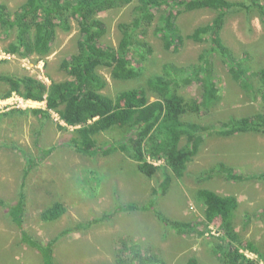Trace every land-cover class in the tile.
<instances>
[{"label":"rangeland","instance_id":"obj_1","mask_svg":"<svg viewBox=\"0 0 264 264\" xmlns=\"http://www.w3.org/2000/svg\"><path fill=\"white\" fill-rule=\"evenodd\" d=\"M25 1L0 0V4L15 11ZM230 1L238 2L239 7L226 16L220 38L242 59L250 86L235 80L231 67L222 58L212 57L218 99L208 108L202 106L200 113L189 112L183 120L213 128L204 136L181 179L173 175L164 159H154L147 153L150 163L162 167L149 178L138 170V162L129 154L109 147L121 140L120 129L95 137L98 146L109 152L86 155L68 145L75 136V128L66 126L58 113L50 111V117H44L31 112L47 109L45 101L27 100L16 93L0 99V200L11 205L16 204L21 194L25 199L23 229L12 222L8 210L0 204V264H43L41 254L23 242V231L45 245L63 231L78 226L83 227L69 231L54 244L55 264H118L119 257H127L133 251L141 254L139 258L146 264H187L191 257H196L199 264H223L212 246L223 233L216 224L207 223L206 207L197 196L202 189L238 199L235 229L244 241L255 243L259 250L258 254L243 252L263 264L264 133L223 136L220 125L264 111L261 80L257 75L264 67V3ZM134 6L99 14L107 25L103 44L118 47L122 38L119 25L132 22ZM216 15L209 9L180 14L176 24L183 41L177 50H168L161 36L155 34L156 18L146 34L138 37L147 44L134 55L140 75L118 80L110 68L101 67L98 72L107 82L103 93L118 100L125 92L139 89L146 91L150 101L156 100L147 87L148 80L163 75L166 64L179 67L199 64V57L210 42H195L187 36L197 27L212 22ZM70 25L68 31L57 29L50 55L42 58L8 53L6 49L15 40V33H0V74L30 76L48 86L53 81L70 80L61 67L63 60L78 48L79 26L74 19ZM7 89L6 84L0 83L1 93ZM176 90L188 101L203 100V87L193 78ZM62 125L67 128L61 129ZM186 144L187 137H183L181 146ZM52 148L47 155L45 151ZM26 155L34 159L29 172ZM222 165L245 178H232L231 171L224 170ZM166 175L171 179L164 191L160 186ZM56 202L64 204L66 213L56 221H44L43 211ZM151 203L152 209H144ZM128 205L138 207L132 211L123 209ZM166 218L190 228L180 231L168 227L163 223Z\"/></svg>","mask_w":264,"mask_h":264},{"label":"trees","instance_id":"obj_2","mask_svg":"<svg viewBox=\"0 0 264 264\" xmlns=\"http://www.w3.org/2000/svg\"><path fill=\"white\" fill-rule=\"evenodd\" d=\"M261 1L264 3V0ZM131 4H135L133 19L131 23L119 25L122 38L118 47L103 44L102 39L106 35L107 25L99 14ZM236 7H239L238 2L230 0H26L15 11H11L5 4H0V33H15V40L6 49L12 55L24 58L33 55L41 58L49 56L57 29L62 27L70 30L71 19L76 20L79 26L77 52L64 59L61 65L62 69L68 72L70 80L53 81L48 86L30 76L0 74V83L8 86L6 91L0 92V99H7L16 93L27 100L45 101L47 109H32L31 112L44 117H50V111L58 113L66 126L75 128V136L68 145L86 155L109 152L98 146L95 137L113 129H120L121 140L109 147L129 154L138 162V170L149 178L162 167L150 163L146 157L147 153L154 159H164L173 175L181 179L188 164L197 154L204 136L211 133L213 128L183 120L189 112L200 113L202 106L208 108L218 99L212 57L217 55L222 58L223 62L231 67L230 73L234 79L244 83L245 87L250 86L247 67L220 38L226 16ZM204 9L215 11L216 17L212 22L197 27L187 38L200 43L210 42L209 48L201 53L199 64L193 67L166 64L163 75L151 77L147 87L156 95V100L150 101L146 91L139 89L122 94L118 99L123 101L122 104L103 93L107 82L98 72L101 67L110 68L112 76L118 80H130L140 75V69L134 63V55L140 52L141 48L147 47V44L141 42L138 37L146 34L147 28L156 18L158 23L154 29L155 34L161 36L168 50L172 48L177 50L183 41L176 24L178 16L184 12ZM257 75L261 80L260 92L264 102V67ZM192 78L203 87L202 102L188 101L176 90L182 84L191 83ZM220 126L223 128L220 131L223 136L248 132L264 133V111L232 120L231 123H221ZM60 128L67 127L62 125ZM183 137H187V144L181 146ZM52 150L53 148L46 150L45 153L49 155ZM26 158L29 172L34 159L30 155H26ZM221 167L231 171L232 178H245L234 175L232 170L224 165ZM165 178V182L160 186L164 191L171 177L166 175ZM197 196L206 207L207 223L216 224L223 233V236L212 245L214 254L222 263L260 264L243 252L248 250L258 254L259 250L255 243L244 241L235 229L238 199L234 196H221L205 189L199 190ZM0 204L8 210L12 222L19 229H23L24 195L21 194L16 204L6 205L1 200ZM137 207L128 205L123 209L132 211ZM150 208H153V203L144 209ZM65 213L64 204L56 202L43 211L42 218L44 221H56ZM163 223L180 231H187L190 228L189 225L167 218ZM82 227L63 231L55 240L45 245L33 239L26 231L22 232V240L41 254L43 264H55L54 244L69 231ZM122 257H119L118 264H146L139 258L142 255L138 252H129V256ZM187 264L199 262L196 257H191Z\"/></svg>","mask_w":264,"mask_h":264}]
</instances>
